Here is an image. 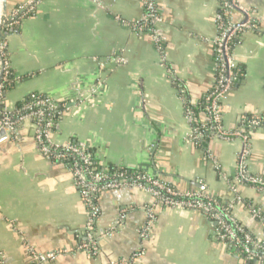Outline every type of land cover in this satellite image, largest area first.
Instances as JSON below:
<instances>
[{
	"label": "crops",
	"instance_id": "0c3cea01",
	"mask_svg": "<svg viewBox=\"0 0 264 264\" xmlns=\"http://www.w3.org/2000/svg\"><path fill=\"white\" fill-rule=\"evenodd\" d=\"M219 1L156 0L161 53L135 25L141 0H6L7 11L28 2L33 8L6 34L13 84L5 108L12 110L30 93L63 102L54 143L74 139L94 151L102 166L139 169L180 192L215 195L261 233L242 200L264 210V196L233 183L237 200L224 179L234 177L240 139L207 141L216 168L204 148L189 141L184 117L181 96L203 119L202 99L215 78ZM239 3L253 11L256 28L234 39L243 76L221 101L228 130L244 116L264 115V0ZM249 147L248 170L264 175V127L250 133ZM152 202L149 193L130 187L101 193L98 253L91 257L77 250L85 240L86 209L69 170L37 151L29 120L0 139V264H30L28 247L54 253L44 264H110L137 252L130 264H260L230 252L197 210L153 206L155 219L148 222Z\"/></svg>",
	"mask_w": 264,
	"mask_h": 264
},
{
	"label": "built area",
	"instance_id": "2783aa9c",
	"mask_svg": "<svg viewBox=\"0 0 264 264\" xmlns=\"http://www.w3.org/2000/svg\"><path fill=\"white\" fill-rule=\"evenodd\" d=\"M143 14L140 23L135 24L146 30L154 46L163 52L162 34L158 28L161 21L156 7V0H141ZM28 2L12 7L6 13L0 12V102L4 99L3 86L8 82L11 69L6 49V34L17 25L19 19L32 11L33 4ZM239 16L238 18H235ZM217 34L213 40V55L215 59V78L211 88L203 96L200 106L203 119L196 115L195 107L183 100L184 117L189 124V141L195 146H202L210 139L230 141L239 138L241 141L236 153V171L232 179L224 177L237 200H241L236 193L235 184L249 186L264 196V175L251 173L247 168L250 154L249 135L257 128L264 127V115L244 116L237 127L232 130L225 128L222 122L223 97L239 80L240 69L233 55L234 39L241 33L256 28V17L251 9L243 7L239 0H220L215 14ZM56 102L44 98L26 101L18 110L2 108L0 111V125L16 131L25 120H29L32 127V139L37 151L52 162L64 165L70 172L73 185L77 189L86 209L85 240L77 250L94 257L98 253L97 233L95 221L98 216L97 200L101 193L121 187H130L149 193L152 204L146 208L148 222L155 219L153 206L197 210L213 223V236L244 262L264 264V210L253 202L242 200L250 217L258 223L261 233H255L242 224L232 213L229 204L219 197L203 190L180 192L174 187L163 183L157 176L148 172L128 168L121 165L112 167L102 166L94 151L74 139H67L62 143H54L51 139L57 130L56 122L47 114L56 108ZM33 120V121H32ZM207 158L213 161L216 168L218 162L212 157L208 148H204ZM126 209L119 211L117 222L124 217ZM144 236L145 231H140ZM28 254L32 258L30 264H44L54 257L53 252L37 253L33 247H28ZM140 252L129 258H121L110 264H130Z\"/></svg>",
	"mask_w": 264,
	"mask_h": 264
},
{
	"label": "trees",
	"instance_id": "16d2710c",
	"mask_svg": "<svg viewBox=\"0 0 264 264\" xmlns=\"http://www.w3.org/2000/svg\"><path fill=\"white\" fill-rule=\"evenodd\" d=\"M238 67L240 69V75H239V80H240V77L243 76V69L240 66H238ZM241 74H242V76H241ZM12 84H13V78H12V72H11V74L9 75V78H8V82H5L4 83V86H3V89H2L3 95H5V93L10 89V87L12 86ZM38 98H44V99H47V100H51L47 96H45V95H43L41 93H30L27 96H25V98H23L22 100L17 101L16 104H15V107L11 110V112L13 113V111L18 110L26 101L33 100V99H38ZM54 102H56V101H54ZM56 104H57L56 105V108H54L52 111H50V112L47 113V114L50 115L49 117L52 116V118H53V120L55 122H57V119L59 118V115L61 114V112L65 108V103H63V102H56ZM4 107H5V104H4V99H3L0 102V111ZM196 115H197V111H196ZM249 116H252V115H249ZM249 116H247V117H249ZM207 141L206 142H203L202 143L203 144L202 146H206ZM108 166L109 167H112V165H108Z\"/></svg>",
	"mask_w": 264,
	"mask_h": 264
},
{
	"label": "water",
	"instance_id": "95a60500",
	"mask_svg": "<svg viewBox=\"0 0 264 264\" xmlns=\"http://www.w3.org/2000/svg\"><path fill=\"white\" fill-rule=\"evenodd\" d=\"M0 12L1 14L6 13V0H0ZM0 78H1V71H0ZM8 132H10V129L0 125V139L5 138L8 136ZM200 188H202V185L196 184Z\"/></svg>",
	"mask_w": 264,
	"mask_h": 264
}]
</instances>
